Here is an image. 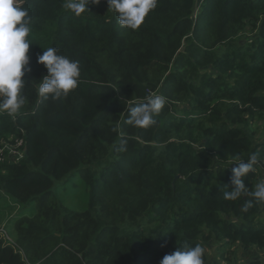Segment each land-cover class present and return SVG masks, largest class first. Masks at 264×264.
<instances>
[{
	"label": "trees",
	"instance_id": "16d2710c",
	"mask_svg": "<svg viewBox=\"0 0 264 264\" xmlns=\"http://www.w3.org/2000/svg\"><path fill=\"white\" fill-rule=\"evenodd\" d=\"M64 2L22 4L31 71L19 112L0 111V150L23 139L26 154L0 162V195L37 208L16 222L14 242L0 231V264H160L185 244L203 246L209 264L210 240L264 249V202L224 198L234 157L256 153L243 180L249 192L262 181L264 0H158L136 30L107 0L80 16ZM49 46L80 67L59 99L38 94L47 69L37 57ZM150 95L165 97L156 124H127ZM75 175L90 197L83 212L53 193Z\"/></svg>",
	"mask_w": 264,
	"mask_h": 264
},
{
	"label": "clouds",
	"instance_id": "9594fccd",
	"mask_svg": "<svg viewBox=\"0 0 264 264\" xmlns=\"http://www.w3.org/2000/svg\"><path fill=\"white\" fill-rule=\"evenodd\" d=\"M157 2L158 0H107L109 8L118 14V23L132 30L142 25L149 12L156 8ZM90 3L99 4L100 0H65L63 7L80 16L86 10L89 11ZM22 4L23 0H0V111H5L9 115L18 113L24 105L25 97L21 90L25 86V81L22 78L26 72L31 71L27 67L29 65L27 53L32 44L29 39L32 33V18ZM43 48L46 50L38 55L37 62L46 67L47 75L39 82L38 94L44 99L66 97L78 86L79 62L58 54L54 47ZM164 106L165 97L150 95L144 103L129 108L126 123L141 128L155 125L154 117ZM234 159L237 162L232 163L235 167L231 168V191H226L224 198L236 200L244 194L250 195L256 202H264V180L258 182L255 190L251 192L243 180L249 173L254 172L260 163L257 154L252 153L247 159L238 157ZM252 205V200H247L243 211L247 212ZM204 253L205 249L200 244L195 246L185 244L173 253L164 255L160 264H205Z\"/></svg>",
	"mask_w": 264,
	"mask_h": 264
},
{
	"label": "rangeland",
	"instance_id": "374dc122",
	"mask_svg": "<svg viewBox=\"0 0 264 264\" xmlns=\"http://www.w3.org/2000/svg\"><path fill=\"white\" fill-rule=\"evenodd\" d=\"M254 128L258 131V137L263 139L264 124L257 123L254 125ZM53 193L69 210L83 212L89 208L90 197L86 190L82 176L80 175H75L62 182H59L55 186ZM36 208L37 203H32L28 206H22L18 203H15L9 197L0 195V231L5 233L10 241L14 242L16 240V222L21 218L31 217L36 212ZM263 221L264 215L262 214L259 217V223L262 224L264 223ZM221 243L222 242H212V240L206 243L209 264H214L215 260L217 259V254L222 252V250L220 251L217 248V246H220Z\"/></svg>",
	"mask_w": 264,
	"mask_h": 264
},
{
	"label": "crops",
	"instance_id": "0c3cea01",
	"mask_svg": "<svg viewBox=\"0 0 264 264\" xmlns=\"http://www.w3.org/2000/svg\"><path fill=\"white\" fill-rule=\"evenodd\" d=\"M261 170L262 180H264V165H261ZM262 214L264 215V211ZM262 224L264 225V223ZM217 248L220 251L222 250V252L217 254V259L215 260L214 264H248L254 261L264 264V249L245 247L241 244L229 246L223 243H221L220 246H217Z\"/></svg>",
	"mask_w": 264,
	"mask_h": 264
},
{
	"label": "built area",
	"instance_id": "2783aa9c",
	"mask_svg": "<svg viewBox=\"0 0 264 264\" xmlns=\"http://www.w3.org/2000/svg\"><path fill=\"white\" fill-rule=\"evenodd\" d=\"M24 140H16L15 143H5L0 150V162L9 161L18 163L25 158Z\"/></svg>",
	"mask_w": 264,
	"mask_h": 264
}]
</instances>
